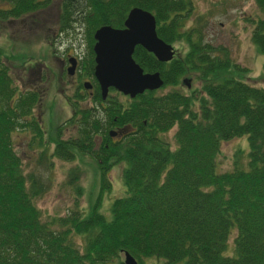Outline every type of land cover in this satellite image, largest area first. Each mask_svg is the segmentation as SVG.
<instances>
[{
	"label": "trees",
	"instance_id": "obj_1",
	"mask_svg": "<svg viewBox=\"0 0 264 264\" xmlns=\"http://www.w3.org/2000/svg\"><path fill=\"white\" fill-rule=\"evenodd\" d=\"M254 2L264 15V0ZM0 4L6 5L0 7L3 21L46 2ZM133 7L154 15L164 41L186 45L168 62L137 45L135 61L145 72L159 71L164 85L177 86L182 75H196L199 91L145 90L122 101L121 93L110 88L102 99L93 76V34L103 25L122 28ZM191 9V0H61L60 32L76 21L86 26L88 46L80 68L93 84L88 97L94 107L79 105L81 96L75 95L79 99L70 102L69 120L75 136L57 135L53 155L70 161L90 156L100 187L90 207L49 222L42 221L36 205L45 185L23 172L12 142L17 130H31L34 141L42 140L43 128L32 115L41 97L36 90L18 91L0 48V264H111L115 259L124 264V252L138 264L153 256L162 259L157 264H264V87L235 75L246 69L234 63L225 46L203 41L200 26L184 29ZM251 40L264 54V16L254 22ZM114 126L131 132L113 141ZM172 128L170 143L162 135ZM243 135L249 145L247 169L219 172L221 143ZM116 165H122L125 189L107 217L99 207L111 190L109 172ZM78 172L76 167L71 171L74 182ZM75 189L81 194L79 186ZM231 235L234 254L224 255ZM75 236L82 239L80 247Z\"/></svg>",
	"mask_w": 264,
	"mask_h": 264
},
{
	"label": "rangeland",
	"instance_id": "obj_2",
	"mask_svg": "<svg viewBox=\"0 0 264 264\" xmlns=\"http://www.w3.org/2000/svg\"><path fill=\"white\" fill-rule=\"evenodd\" d=\"M42 1L46 4L34 12L17 19L0 20V48L4 51L3 61L10 68L18 91L36 90L41 97L32 115L43 128L42 140L37 138L34 141L31 130H17L12 134V142L21 158L23 172L35 174L45 185L42 194L36 198V205L42 221L49 222L53 217L65 216L74 209L90 207L98 196L100 178L95 161L88 155H77L71 161L53 155L57 135L63 139L75 136L76 130L69 122L74 108L70 102L76 101V104L79 99L75 95L81 96L79 105L83 107H94V102L88 97L89 90L80 86L83 81L90 80L84 75V70L69 76L58 62L59 58L63 60L70 55L85 58L88 46L85 24L76 21L68 31L60 32L58 16L61 0ZM191 1L192 9L185 18L184 29L200 26L203 41L225 46L234 63L246 69V72H234L235 75L251 85L264 87V54L251 40L254 22L264 15L254 0ZM0 7L6 5L0 4ZM171 44L177 52L175 56L186 50L184 42ZM184 78L190 79L189 88L182 83ZM201 86V80L196 75L187 74L179 78L177 86L163 84L156 93L162 94L172 88L189 93L199 91ZM125 98L119 95L120 100L125 101ZM174 131L175 128H172L162 136L171 143ZM248 152L246 135L223 141L217 157V170L247 169ZM75 167L79 172L74 182L71 171ZM121 170L122 165H116L109 172L111 190L104 194L99 207L107 217L111 215L113 200L122 196L125 189ZM77 186L81 194L75 189ZM233 236H229L224 255L234 254ZM74 239L80 247L81 237L75 236ZM120 259L123 261L124 255ZM144 260L146 264L162 262L154 256ZM110 263L118 264V259Z\"/></svg>",
	"mask_w": 264,
	"mask_h": 264
},
{
	"label": "water",
	"instance_id": "obj_3",
	"mask_svg": "<svg viewBox=\"0 0 264 264\" xmlns=\"http://www.w3.org/2000/svg\"><path fill=\"white\" fill-rule=\"evenodd\" d=\"M93 38L94 76L102 99L108 96L109 88L133 98L145 90H157L164 84L159 71L145 72L133 58L137 45L152 53L160 62H168L175 56L173 45L157 35L156 20L151 12L133 7L122 28L103 25L95 30ZM71 59L69 74L74 69V59ZM182 83L190 87L189 78H184ZM83 86L86 89L92 87L89 81H85ZM111 134L114 135L113 132ZM123 255L124 264H138L130 253L124 252Z\"/></svg>",
	"mask_w": 264,
	"mask_h": 264
},
{
	"label": "flooded vegetation",
	"instance_id": "obj_4",
	"mask_svg": "<svg viewBox=\"0 0 264 264\" xmlns=\"http://www.w3.org/2000/svg\"><path fill=\"white\" fill-rule=\"evenodd\" d=\"M177 53V52H176ZM71 58H73L74 60H73V62H74V69H73V73L72 74H69V72H68V68L69 67H71L72 66V64H71ZM81 58L78 56V55H75V57L74 56H68L67 58H65V59H63V60H61L60 58L58 59V62L60 63L59 65H60V67H61V69L62 70H64L69 76H72V75H74V74H76V73H78V71H81L82 69L80 68V63H81ZM83 73H84V71H83ZM93 76H94V71H93ZM94 78H95V76H94ZM91 80V79H90ZM90 80H88L90 83H91V85H92V87L91 88H89V89H87V90H89V92H88V94H90L91 95V89L93 88V84H92V82L90 81ZM95 80H96V78H95ZM85 81H83L82 82V85H83V83H84ZM96 82H97V80H96ZM98 83V82H97ZM99 85V84H98ZM112 89H114V88H112ZM115 90V89H114ZM109 91H110V88H109ZM116 92H118L117 90H115ZM118 93H120V92H118ZM108 94H109V92H108ZM121 95H123V96H125V97H129L128 95H124V94H122L121 93ZM129 98H131V97H129ZM111 132H113L114 133V135H112L111 134ZM131 132V128L130 127H128V128H123V127H119V126H114L113 128H111V130H110V137L112 138V140L114 141V140H116V141H119V140H122L127 134H129Z\"/></svg>",
	"mask_w": 264,
	"mask_h": 264
}]
</instances>
